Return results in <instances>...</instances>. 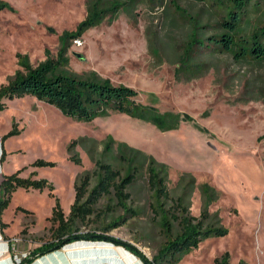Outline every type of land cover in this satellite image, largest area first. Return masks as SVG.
Listing matches in <instances>:
<instances>
[{
	"label": "rangeland",
	"instance_id": "1",
	"mask_svg": "<svg viewBox=\"0 0 264 264\" xmlns=\"http://www.w3.org/2000/svg\"><path fill=\"white\" fill-rule=\"evenodd\" d=\"M235 1L0 0V86L21 69L23 58L31 66L60 58L63 33H75L90 18L93 25L66 40L59 68L133 87L142 106L179 115L174 127L161 129L125 112L82 121L32 95L4 99L3 171L33 173L46 179L55 195L48 188L19 187L5 209L8 222H23L14 238L32 246L27 256L51 242L54 225L48 217L56 198L68 214L77 177L89 173L92 186L96 161H102L123 175L134 170V177L124 201L113 191L102 196L84 223L78 221L80 231H101L117 222L107 234L149 259L159 258L177 229L169 214L171 231L162 224L166 212L173 213V201L182 196L184 213L198 217L200 188L209 185L218 197L208 206L207 222H219L227 232L202 239L178 262L162 264H216L225 254L228 264H264V61L239 57L254 33L264 30V0H250L239 11V29L229 33L223 22L237 11ZM227 34L233 37L231 51L214 41ZM120 144L142 153L130 164ZM150 156L168 168L171 199L163 200L162 215L157 210L162 202L149 185ZM38 160L43 163L34 165ZM112 250L115 258L133 261L124 249Z\"/></svg>",
	"mask_w": 264,
	"mask_h": 264
},
{
	"label": "trees",
	"instance_id": "2",
	"mask_svg": "<svg viewBox=\"0 0 264 264\" xmlns=\"http://www.w3.org/2000/svg\"><path fill=\"white\" fill-rule=\"evenodd\" d=\"M250 0H236L237 11H231L227 14L223 25L229 33L237 32L241 14L239 11L248 6ZM93 20L85 19L82 21L75 33H63L62 48L60 49V58L57 60L46 59L36 66H31L26 58L19 61L21 69H18L13 77L6 84L0 86V111L6 107L4 99H13L23 97L25 95L35 96L37 99L45 101L58 108L64 115L80 119L82 121H91L96 116L106 115L109 111L125 112L135 117L151 120L159 128L174 127L178 123L177 115L171 113L161 114L155 109L142 106L137 102L138 91L133 87L124 84H112L107 79L99 78H83L76 74H70L61 70L59 65L62 62L64 54L63 49H67L66 40L70 37L81 35L82 31L93 25ZM222 39H215L218 45H221L224 50L231 51L233 47V37L227 34ZM65 40V41H64ZM249 56L256 61H264V30L255 32L251 40L245 43L241 49L239 57ZM14 133L10 131L8 134ZM119 147L126 148L129 163H134L140 153L133 147L126 144H120ZM2 156V155H1ZM2 159V158H1ZM71 159H75L71 157ZM76 160V159H75ZM43 163L42 160L34 162V165ZM156 164V165H154ZM95 181L92 186H89L91 175L85 173L83 176L77 177L74 183V200L70 206L68 214L61 207L58 198L52 207L51 214L48 219L52 222V240L51 242L39 247L33 254L27 256L19 262V264H27L36 255L42 254L48 250L57 249L64 244L78 240H103L120 245L131 253L136 255L143 264H162L165 260L178 262L181 258L195 249L199 242L208 236H219L225 234L226 229L219 222H207L211 217L208 211V206L218 197L216 190L209 185L202 186V210L198 217L185 214L186 206L182 196L173 201V213L167 211L163 218V226L165 230L171 231L172 223L169 222L170 216H173V229L176 223V231L169 238L165 245V251H161L160 257L147 258L136 246L131 243L116 238L107 234L117 222L100 226L101 231L79 230V222L84 223L86 218L95 210V205L98 200L114 192L118 202L122 203L127 194L124 192L126 186L134 177V170H126V174H121L119 168L112 166L109 163L96 161ZM21 171L17 169L11 174L4 175L0 182V226L4 223L1 220L3 211L10 203L13 192L22 187L26 190H44L49 189L48 193L54 197L52 192L53 186L43 178H35L33 173L28 177L19 175ZM149 185L155 194V198L162 203H159L157 210L161 213L163 200L171 199L169 190L166 184L168 168L165 164L157 162L153 157H149L148 164ZM193 185L191 180L190 184ZM162 199V200H161ZM20 208V207H19ZM24 211L27 209L20 208ZM179 210V211H178ZM162 215V213H161ZM168 216V217H167ZM79 221V222H78ZM229 255L225 254L222 257L216 258V264H228Z\"/></svg>",
	"mask_w": 264,
	"mask_h": 264
},
{
	"label": "crops",
	"instance_id": "3",
	"mask_svg": "<svg viewBox=\"0 0 264 264\" xmlns=\"http://www.w3.org/2000/svg\"><path fill=\"white\" fill-rule=\"evenodd\" d=\"M5 146L6 141H3L0 144V161H2L6 154ZM7 174L3 171L2 163H0V182L3 176ZM21 208L24 207L21 206ZM5 211H3L1 216L4 226H0V264H19V262L27 257L29 251L32 250V246L20 244L19 242L13 244V238L22 227L23 222H14L12 220L8 222V219L5 217ZM16 212L15 208V216H17ZM21 215L18 214V217H21ZM116 247L124 249L128 256L133 257V261L132 259L128 261L127 259L121 260L115 258L112 249H116ZM132 262L133 264H143L136 255L120 245L103 240L78 239L68 242L57 249L48 250L36 255L27 264H129Z\"/></svg>",
	"mask_w": 264,
	"mask_h": 264
},
{
	"label": "built area",
	"instance_id": "4",
	"mask_svg": "<svg viewBox=\"0 0 264 264\" xmlns=\"http://www.w3.org/2000/svg\"><path fill=\"white\" fill-rule=\"evenodd\" d=\"M75 41H76V42H80L79 39H77V40H75ZM17 240H18L17 238H13V244H15Z\"/></svg>",
	"mask_w": 264,
	"mask_h": 264
}]
</instances>
